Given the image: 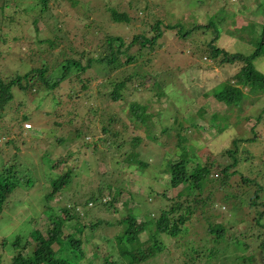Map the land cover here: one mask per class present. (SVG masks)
<instances>
[{"label": "trees", "instance_id": "16d2710c", "mask_svg": "<svg viewBox=\"0 0 264 264\" xmlns=\"http://www.w3.org/2000/svg\"><path fill=\"white\" fill-rule=\"evenodd\" d=\"M28 1L32 4L25 5L22 0H0L1 14L14 3L19 12L27 13L24 24L28 18L34 23L45 20L52 30V36L46 38H40L37 32L35 36L30 35L32 44H28L27 49L20 44L23 55H17L19 67L10 75L3 77L0 67V136L3 137L0 139V227L15 222V209L18 211L22 207L25 213V219L17 223L14 231L0 235L1 248L5 249L0 263L7 256V263L3 264H143L168 252L173 256V264H264V240L259 244L263 237L260 230L264 228V153L251 158L247 150L241 152L242 143L256 138L254 128L263 117L264 109L258 116L251 115L250 125H254L248 138L238 137L239 130L231 133L234 147L224 149L219 158L203 162L197 153V143L187 157L181 156L185 147L177 150L174 159L163 156L162 170L169 173V180L162 194L150 191L152 194L146 196L142 191L132 190L136 173L133 162H138L156 143L164 146V138L170 137L172 131L178 137L188 136V132L191 135L199 133V136L201 132H208L209 126L204 129L195 118L184 117L172 100L174 97L163 87L166 80L178 72L177 86L181 81L186 84L187 72L193 76L203 62L211 64L209 59L221 67L227 78L206 93H213L216 100L226 104L223 111L228 116L226 120L213 123L220 133H226L228 122L233 121L239 105L247 102L252 106L264 94V72L254 63L256 58L264 56V22L253 21L248 28V21H245L247 14L259 16L260 13L243 4V13L230 18L233 24L242 25L236 32L244 31L246 39L254 46L252 52L244 53L221 44L220 34L228 19L224 13L234 8L230 0H196L197 11L206 17V22L202 23L194 14V21L189 24L182 20L175 24L167 22L166 17L156 13L150 4L159 5L161 0H127L126 7L122 2L113 4L111 0L97 3L69 0V5L77 10L76 18L87 21L81 32V25L68 24L65 15L57 12L50 0ZM72 8L67 9L71 17ZM83 8L86 12L80 15ZM31 11L35 15L28 13ZM98 11H105L108 16L97 15L90 20V15ZM216 17H220L221 26L214 25ZM135 22H141L143 27L136 28ZM3 24L0 20V31ZM119 24L131 28L130 33H137L131 37H126L124 32L116 33ZM171 32L177 34L178 47L170 51L168 60L162 62L160 68L151 66L152 55L158 53L164 38ZM199 32L209 37L204 41L192 39L191 36ZM5 37L6 34L1 33L0 41H6ZM238 37L244 38L243 35ZM64 52L69 58L62 61L59 55ZM2 53L0 51L1 58ZM122 56H131L129 61H133L134 66L123 68ZM54 58L62 62L57 63ZM98 73L105 79L94 89L92 79ZM148 77L152 83L147 86ZM134 81L138 82L134 85L135 92L142 88L153 92L157 102L161 101V110L155 112L140 96L130 97L127 88L130 89ZM41 90L47 93L39 98L36 112L28 109L22 115L3 113L7 107L17 112L23 107L29 108L27 97L33 101ZM99 95L103 96V106L96 101ZM19 96L22 100L17 98ZM118 100L123 103L118 104ZM45 111L57 119L62 118L54 122L61 129H66L67 124L74 126L66 136H58L57 142L79 141V146L76 150L67 148L60 159L52 158L51 150H46L44 156L52 173L41 178L33 170L34 164L28 163L27 153L21 155L20 148H9L5 144L18 136L22 139L23 122ZM211 116L204 115L211 122L218 120L217 113ZM123 117L128 119V125ZM155 117H162L160 122L167 121L158 134L153 129ZM100 121L103 132H107L106 138L92 135L98 130ZM141 126H145V134L138 133ZM27 135L30 134L23 136ZM100 142L107 148L123 149L126 158L114 159L105 149L100 159L110 162V168L100 170L92 166L93 160L85 154L90 148L100 150ZM117 160L127 161L128 165L119 169L113 165ZM83 166L90 168L91 173L84 174ZM215 166L219 167L218 172ZM128 175L130 185L124 186L122 181ZM182 185L191 195L183 198V193L179 192L167 198V189ZM73 186L78 195L67 199L71 202L69 205L53 203L57 193L64 195ZM40 187L45 214L41 218L30 193ZM163 196L171 200L170 204L158 200ZM218 199L222 202L216 206ZM117 201L123 202L122 209L116 206ZM149 203H155L156 208L144 213L143 208ZM223 207L227 214L216 212ZM8 211L11 213L7 215ZM198 217L202 218L207 230L198 239L190 238L192 220ZM241 223L247 228L238 230ZM163 236L176 241L165 243ZM237 250L248 255L239 256Z\"/></svg>", "mask_w": 264, "mask_h": 264}, {"label": "rangeland", "instance_id": "374dc122", "mask_svg": "<svg viewBox=\"0 0 264 264\" xmlns=\"http://www.w3.org/2000/svg\"><path fill=\"white\" fill-rule=\"evenodd\" d=\"M22 1H24L25 5L32 4V2L28 0H22ZM92 1L93 3H97L100 0H92ZM128 1L127 0H111L113 4L122 2L121 4H123L125 7L128 5ZM49 3L55 8V10H57V12L59 11L65 15L66 18L64 19L67 20L68 24L72 23L76 27L78 25H81V28L79 29V31L80 32L82 31V28L86 24L87 21H81L80 19L76 18L77 10L76 8L74 9L69 5V0H50ZM155 3L156 2L152 4L149 3V4L153 8V10L156 13H158L161 17L162 16L166 17L167 22H171L175 24L178 21L182 20V21H185L186 24H189L194 21V14L199 18V20L202 23L206 22L205 21L206 17L202 16L201 13L197 11L196 0H161V3L159 5H156ZM229 3L233 4L234 8L224 13V16L228 17V19L226 21L225 26H223V30L220 34L221 44L227 46L233 51L250 53L252 52V50H254L253 44L250 42V40L246 39L247 35L244 31L239 30V33L236 32L237 31L236 28L238 27L241 28L242 25L239 26V23L237 22L233 24L230 18H234V16H239V14L241 15V13H243V4H245L247 7L251 9H256L260 13L259 16L253 15L251 13L247 14L248 17L245 18V21H248V23L246 24L249 25L253 21L264 22V0H230ZM218 6H219V3L218 5L215 6V8ZM68 8H72L70 10L72 11L71 12L72 17L67 12ZM166 10L168 11V14L165 15ZM85 12H86V9L83 8L80 15H84ZM28 13L35 15L34 11H31ZM26 14L27 13L19 12L16 9V6H14V3H12L10 7H7L5 9L3 14L0 13V20L4 21L0 34L1 33L6 34V37H5L6 41H3V40L0 41V51L3 52L2 53L3 58L0 57V67L3 68L2 70L3 77L10 75L12 73V70H16L19 67L17 55L18 54L23 55L22 51L20 50V44H22V47L27 49L28 44L29 45L32 44V42L29 39L30 35L35 36V33L37 32L40 38H46V37L52 36V30H50V27L45 22V20H41L38 23H34L31 21L30 18H28V20L24 24L23 19H25ZM97 15L101 17L108 16L105 11H98L97 14L90 15L91 16L90 20L94 19ZM11 17H13V19H11ZM211 17H214V15ZM135 24H136V28L143 27V24L141 22H138V23L135 22ZM241 24H243V22ZM214 25L221 26L220 17L214 18ZM248 28H250V25L248 26ZM130 29L131 28H128V27L126 28V25L124 24H119V26L115 28V32L116 33L124 32L123 34H125L126 37L127 36L131 37L134 34V32L137 33L136 31H134L133 33H130ZM174 35L175 34L171 32L169 35H167L164 38V42L161 43L162 45H160L158 49L159 51L156 50L158 51V53H154L152 55L153 64L151 65L150 63L151 66H155V68H160L161 63L168 60L167 56L169 55L170 51L173 48L178 47L177 44H179V42L177 41V34L175 36ZM241 35L244 36V38L241 37L242 40L238 37ZM191 37H193L192 39H195V40L200 39L204 41V39H207L209 37V34H204L202 32H199V33H195ZM220 40H219V45H220ZM61 45L64 48V45L63 44ZM25 49H23V52H25ZM57 50H61V49L58 48ZM59 56L62 58V61L69 58L67 56V52L62 53ZM180 56L181 55H179V57ZM121 58L124 64L123 68L134 66L135 63L133 61H129L132 58L131 56H122ZM54 59H52L53 63H54ZM182 59L184 61L183 56H182ZM62 61H57V63H60ZM209 62H211V64L207 62H203L202 67L198 71H195L193 76H192V73L188 74L187 72L186 80L188 79L189 80L187 81L186 84L182 83L181 81L180 84L177 86L178 82L175 81V79L177 78L176 75H178V72H177L173 77L166 80L165 82L166 84L163 86L165 87L167 91L169 90L170 95L172 97L176 98V99L172 98V100H174L175 105L181 110L184 117L195 118L194 120H197L198 122L202 123V126L204 129L209 126L208 132L206 133L201 132L200 136H199V133H193V135H191L188 132L186 133L188 136L181 135V137H178V135L175 136V132L172 131L170 137L164 138V141H165L164 146L163 145L159 146V144L156 143L153 146L152 150H150L148 153H143V155H141L142 157L140 156V160L138 162H133V167L136 169V173L134 176V182H133L134 184L132 183V190H135L138 192L142 191V194H145L146 196H150L152 194L150 191H152L156 195L162 194L164 191L163 187H165L164 185L168 183V180H169V173L162 170V168H164V164H162L163 156L166 159H174L177 157L176 152L180 148L183 149L185 147L184 148L185 150L183 151V153H181V156L187 157L193 152L191 150L193 148L192 146L195 143H197L199 146L197 153L202 158V161L210 162L211 160H214L217 157L219 158L222 152H224V149H226L227 147H231V148L234 147V144H232V141L234 140L233 138L234 135L231 133H235L237 130H239L238 137L240 136L241 138H248L251 135L252 133L251 128H252V125L254 124L250 125V118H252L251 115L258 116V114L263 111L264 94H262L260 96V99H258L256 103L253 104L252 106H248L247 102H245L246 103L245 105H239V108L233 117V121L228 122L229 125H228V128L226 129V133L218 132L217 127L214 126L213 123H217L219 120L221 121L226 120L228 116H226L223 113L224 108L226 107V104L216 100L213 93L210 95H207L206 93L212 92L213 91L212 88L217 86L222 80H225L227 78V75L222 71L221 67L216 65V63L212 62L210 59H209ZM177 63L180 64V62H177ZM254 63L258 69L264 72V56H260L256 58L254 60ZM130 64H133V65H130ZM107 70H108V67H107ZM148 78L149 79L147 80L148 81L147 86L149 85V83H152V79L150 77ZM103 79H105V77L101 73L95 74L94 79H92L94 89L96 88L98 83ZM136 84L138 85V82L134 81L131 84L132 87L130 86V89L127 88V90L131 94L130 97L133 99V98H138L140 96L142 99L146 100L145 102L148 101L151 104V109L153 108L155 112H157L158 110H161V105H160L161 101L157 102L158 100H156L157 98L153 95V92H150L146 90L145 88L140 89V92L139 91L135 92L136 88L134 85ZM175 87L177 88L175 89ZM46 93H47L46 91L41 90L40 93L37 95L36 99L33 101L28 99L27 97L26 102L29 103L28 105L29 108L23 107L17 112L16 110L12 108L7 107L3 113H5L6 115L8 114V116L10 114H16V113H18L19 115H22L24 113V110L25 111H28V109L34 110L36 106H38L37 103H38L39 98L41 99V97L45 95ZM101 97L103 96L99 95L96 101L100 103L101 105L102 104L104 105L105 103H103V99L101 100ZM127 97H128V94H127ZM17 98L19 100H22V96H19ZM195 101L197 102L196 105L193 104ZM117 103L118 104L123 103V100H118ZM13 105L16 106L15 104ZM165 105L166 104L164 103L163 107ZM39 106H41V104ZM83 109L85 108L83 107ZM99 109L101 111L100 107ZM151 109L149 111H152ZM62 110L63 109L61 108L59 113H61ZM34 112L36 111L34 110ZM83 113H84V110H83ZM83 113L82 111H80V114H83ZM215 113L219 115L218 120L217 121L215 120L216 122H213V121L211 122L210 119H206L204 117L205 114L207 116H211L212 114H215ZM29 117H30V120H26L23 122V129H21L23 131L21 135L22 139H19V136H18L17 139H13L9 143H6L5 145L9 148L11 147L20 148L19 152H21V155L22 153L23 154L27 153L25 157H28V156L30 157V161L28 163L34 164L32 166L33 170H35V172H37L41 178H44L46 174L52 173V170H50L49 168L50 164H48L49 162L46 161L45 156H44V153L46 152V150L48 149L51 150L50 156L52 158L60 159L64 157V154L67 151V148H72L73 150H76V148L79 146V143H78L79 141L78 142L73 141L72 143H70V141H67L66 143H63V144L57 142L56 138L58 136L59 137L66 136L68 133V130L74 129V126L71 124L70 125L67 124L66 129H61L59 126H56L54 124L56 120H62V118L57 119V116L48 115L46 111L41 112V114H37L36 116L34 115L32 117L31 116ZM83 118H84V115H83ZM161 118L160 119H157V117L154 118L153 129L156 131L157 134L161 133V128L164 126V124L167 123V121L164 119H163V122H160ZM123 119L125 118L123 117ZM4 121L6 120L4 119ZM125 121L128 125L127 118L125 119ZM26 124H32L33 128H28L30 130L28 131L26 129L27 128ZM98 126H99L98 130L92 133V135L98 134V137L106 138L107 132L106 133L103 132L101 121L100 123H98ZM242 126L243 128H241ZM254 129H255V132L257 133L256 138L249 143L248 142L245 144L242 143L241 145V152L243 153L244 151L247 150L251 158L253 156H259L264 153V115L259 121V124L256 123V126ZM144 130H145V126H141L138 133L145 134ZM27 133H29L30 135L29 136L27 135V137L25 138V136L23 135ZM86 135L88 134H85V136ZM91 137H87V139ZM2 138L3 137L0 136V139ZM2 141L4 140H1V142ZM102 143L103 142H100L98 144V148L100 150L97 149L96 151H94L93 150L94 148H90L89 150H87L85 154V155H90V158L93 160L92 166L95 165V167L100 170H106L110 168V162L106 163L105 160L100 159L101 156L104 154L105 149L110 154H113L114 159L119 158L120 160H123L124 157L126 158V155L124 154L123 149L119 151L115 147L107 148L103 145L104 143L103 144ZM242 160L244 163L246 158L244 157L242 158ZM108 161H109V158H108ZM114 163L113 165L118 167L119 169L126 168V165H128L127 161H124L121 163L119 162V160H117ZM146 163H148V165H146ZM254 163H255V160H253V164ZM191 165H193V163ZM214 169L217 172L219 171V167L217 166H215ZM82 170L84 174L86 172H89V174L91 173V169L88 168L87 166H83ZM129 182H130V177L128 175L127 179L126 178L123 179L122 184L124 186H129L130 185ZM69 188H71V190L65 193L66 196L65 194L59 195L57 193L55 199L53 200V203L56 204V202H60V204L66 203L69 205L71 202L69 201L67 202V199L69 198L71 199V196L76 198V196L78 195V193H75L74 186L69 187ZM179 192L183 193V198L191 195V191L189 194H187L186 188H184V186L182 185L177 188L167 189V193H166L167 198H170L172 196L175 197L179 194ZM30 193L32 197L34 198L33 203L40 210V213H41L40 218H41L42 216L45 215L44 207L42 205L43 203L40 200L41 199L40 197L42 196L41 187L40 189L39 188H35L34 190L32 189ZM219 194L220 193H218L217 196H219ZM60 198L62 199L59 200ZM165 198L166 196L164 198H159L158 200L159 201L161 200L162 204H165V205H167V203L170 204L171 200H167V198L166 199ZM221 202L222 201L218 199L215 202L217 204L216 206H218V204H220ZM154 204L149 203L148 206H145L143 208L144 213H148L153 208H156ZM16 206H18V202L15 199L14 207ZM116 206L122 209L123 202L117 201ZM18 209H19L18 211L17 209L14 210L15 211L14 213L15 222H12L11 224L6 223L5 225L1 226L0 235L7 234V233L14 231V229H16L17 227V223H21L25 219V213H23L22 207L21 208L19 207ZM226 211L227 209H224L223 207L222 210L216 211V212L220 213L221 215H225L227 214ZM111 212H114V209L111 210ZM9 213L11 212L8 211L6 214L8 215ZM246 216L248 215L246 214ZM248 218L249 220H251V217H248ZM2 221L5 222V219H2ZM192 222H193L192 230L189 231L190 233L188 237L190 238L193 237V238L198 239L202 235L204 236L207 228L205 227L204 223H202V218L201 217L195 218L192 220ZM245 228H247V226L244 225V223H241L238 226V230L245 229ZM260 231H262L263 237H262V240L259 241V244H261L264 240V228H262ZM142 238L143 240H145L146 234H144ZM1 239H2V236H0V241ZM163 239L165 243L168 242L169 244L174 243L176 241V239H169L167 236H163ZM208 245L211 246V243H209ZM4 250L5 249L1 248V244H0V255L4 252ZM237 255L239 256L248 255V253L237 250ZM7 258H8L7 256H4V262H1L0 264L7 263L6 262ZM172 259H173L172 255H170L168 252H164L143 264H173ZM81 264H84V262H81Z\"/></svg>", "mask_w": 264, "mask_h": 264}, {"label": "built area", "instance_id": "2783aa9c", "mask_svg": "<svg viewBox=\"0 0 264 264\" xmlns=\"http://www.w3.org/2000/svg\"><path fill=\"white\" fill-rule=\"evenodd\" d=\"M27 128H32V124H26Z\"/></svg>", "mask_w": 264, "mask_h": 264}, {"label": "clouds", "instance_id": "9594fccd", "mask_svg": "<svg viewBox=\"0 0 264 264\" xmlns=\"http://www.w3.org/2000/svg\"><path fill=\"white\" fill-rule=\"evenodd\" d=\"M33 128V127H32ZM27 130H29L28 128H26Z\"/></svg>", "mask_w": 264, "mask_h": 264}]
</instances>
